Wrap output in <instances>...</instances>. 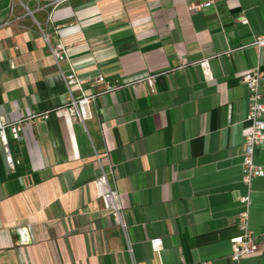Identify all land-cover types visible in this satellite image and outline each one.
I'll list each match as a JSON object with an SVG mask.
<instances>
[{
  "label": "crops",
  "instance_id": "1",
  "mask_svg": "<svg viewBox=\"0 0 264 264\" xmlns=\"http://www.w3.org/2000/svg\"><path fill=\"white\" fill-rule=\"evenodd\" d=\"M51 1L0 0V117L24 120L18 139L7 132L13 171L0 152V264H264V251L230 258L246 195L242 77L254 68L264 104V49L253 45L264 0H213L199 12L189 7L205 0ZM41 30L65 46L59 68L76 75L75 98L99 94L98 75L158 74L153 90L102 94L84 124L74 121ZM95 155L127 239L97 196ZM254 163L264 171V142ZM248 215L264 244V174L251 183Z\"/></svg>",
  "mask_w": 264,
  "mask_h": 264
},
{
  "label": "built area",
  "instance_id": "2",
  "mask_svg": "<svg viewBox=\"0 0 264 264\" xmlns=\"http://www.w3.org/2000/svg\"><path fill=\"white\" fill-rule=\"evenodd\" d=\"M64 0H52L50 6L53 8L59 5ZM213 4V0H205L203 2L191 5L190 12H199L204 8H208ZM242 23H246L241 19ZM43 39L45 40L50 55L53 58L59 70V75L62 79L64 88L67 93V101L64 108L68 111L69 116L77 122L84 124L90 118L89 107L95 101L97 96L102 94L116 92L134 85L146 84L150 91L153 90L155 79L158 74L144 73L126 79H113L106 80L101 75L95 78V83L102 84L103 90L99 94L85 96L81 95L78 98L73 96V88L78 85V79L73 72L64 74L60 68L59 63L66 58V48L61 43L50 45L45 33L41 30ZM253 45L257 49H264V35L256 36L253 40ZM205 78L211 81V75L208 68V59L200 63ZM185 66L184 60L179 58L178 69ZM263 80V74L258 68H254L245 73L242 77V83L248 90L247 97V114L246 120L249 122V128L244 135V142L242 146V182L246 187V195L241 197L240 201L245 205V210L237 215V228L239 235L230 240L232 254L231 260L234 262L239 261L243 257L264 251V244H257L254 241L253 234L248 226V210L250 205V187L254 179L263 176L264 171L261 167L254 163V155L257 148L264 142V104L261 102L260 84ZM42 118L48 119V113L33 114L27 119ZM24 120L16 122H7L0 117V152L4 157V162L8 170L13 171L14 167L18 164L9 151L7 132L14 139L19 138L21 126ZM99 163V155H95ZM101 176L95 180L96 193L99 200L102 202L104 209L109 212L112 218L120 226L124 237L127 239V230L122 220V206L118 195L115 191L111 190L107 183V174L103 171L101 164ZM152 251L158 253L162 247L161 239H153L149 241ZM129 245V244H128ZM128 252L130 248L128 246Z\"/></svg>",
  "mask_w": 264,
  "mask_h": 264
}]
</instances>
